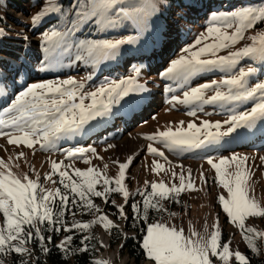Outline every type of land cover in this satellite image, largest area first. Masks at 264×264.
Masks as SVG:
<instances>
[{
	"label": "snow or ice",
	"instance_id": "1",
	"mask_svg": "<svg viewBox=\"0 0 264 264\" xmlns=\"http://www.w3.org/2000/svg\"><path fill=\"white\" fill-rule=\"evenodd\" d=\"M40 2L43 4V0ZM155 11L154 0H69L67 5L64 0H47L42 10L32 16V25L39 26L44 18L57 14V26L43 34L45 56L40 70L48 71L62 64L64 58L68 57L73 63L82 62L84 66L90 67L93 71L85 80H91L101 65L113 61L121 54L124 46L139 42L148 27L149 18ZM125 24H130L137 34L116 39L101 38L99 35L81 39L79 36L86 31L102 34L110 29L121 28ZM258 24H264V0H261L259 7L245 6L224 14H213L206 32L199 33L194 43L184 47L178 58L173 59L161 74L165 79L178 81L181 88H184L192 77L201 73L218 70L229 74L225 79L211 80L190 87L183 92L182 98L172 96L169 101L184 105H234L229 117L223 123L204 120L198 126L189 122L186 128L181 121V126L176 130L169 127L164 131H156L146 136L147 140L158 142L171 152L180 154L220 145L225 137L233 133H236L233 139L241 138L247 134V130L256 128L258 122H264V82L249 86V78L257 69H237L245 58L264 61V31L249 37L250 44L229 51L227 55H219L222 50L244 40L246 32ZM3 35V30H0V36ZM27 71L26 68L16 65L13 75L26 74ZM134 72L133 76L108 80L95 90L89 91H85L84 81L73 77L16 85L18 91L14 95H0V102L8 100V96L12 95L10 101L0 107V137H8V143L11 145L23 144L28 148L39 145L41 150L51 151L57 148L62 139L71 140L73 137L87 135L91 129L86 126L91 121L109 115L112 107L126 97L147 91L144 85L137 82L140 70L137 68ZM6 79V74L0 70V81ZM167 90L173 91L171 87ZM209 91L213 93L210 96L207 95ZM245 101H253V106L237 111L235 105ZM189 115L196 116V111L189 112ZM223 125L228 127L221 130ZM241 129L245 131H238ZM107 147L113 148L115 145L109 144ZM147 151L163 158L171 169V162L163 151L152 143L148 144ZM89 153L97 155V149L91 146L64 149V154L69 160H83L86 164L91 163L87 155ZM24 155L21 152L17 158ZM133 158L128 157L126 162L114 161L119 168L118 176L114 180L108 177L106 172L102 174L94 167H88L86 170L74 168L73 176L67 170L71 168V164L51 161V171L45 174L44 179L53 184L59 183L61 187L54 190L46 188L40 182L38 173L36 179H31L26 173L12 170L19 165H13L0 158V214L4 218L3 226H0V257L11 253L30 255L31 249L26 247V244L32 241L39 244L42 252H49L50 249L45 245L46 237L42 234V226H45L43 232L57 233L61 228L69 233L73 230L85 232L98 224L109 232L118 228L93 198H101L107 204L109 196L118 193L122 195L125 204H128L130 195L134 194L127 189L125 179L126 170L129 169ZM215 159L217 158L209 157L207 163L215 170L218 184L228 193L227 197L219 195L218 202L230 223L243 233L247 246L253 252H258L260 248L257 238L264 239V231L246 226V221L249 218H264V206L255 196L250 195L252 189L249 181L253 173L248 165L249 157L233 153L219 157L218 162H214ZM260 160L264 162V156L260 157ZM233 165L235 170L229 171ZM30 167L35 171L34 166ZM104 168L106 169L107 165H104ZM152 171L159 174L167 170L164 164L155 160ZM54 175L59 177L58 181L53 180ZM171 175L173 180L178 178V185L173 183L169 187L162 181L150 184L146 182V189L138 190L137 194L144 197L142 204L134 202L130 205L137 220L147 222L150 209L166 212L167 209L161 201L172 200L179 203L182 192L198 190L191 169L187 170V176L183 170L179 174L172 171ZM200 179L207 183L203 172L200 173ZM98 185L101 186L100 190ZM148 187L151 191H147ZM111 204L116 207L122 220L129 219L125 213V204L117 205L114 199ZM73 208L82 213H91L95 219L90 222L76 220L77 213ZM66 214L73 217L70 226L64 219ZM213 228L205 238L196 231L185 236L183 229L177 230L176 227H169L161 222L148 223L146 234L142 238V250L149 264H214L217 257L222 264H229L232 257L237 264H250L246 255L230 249V241L221 243L222 230L218 220ZM205 231L207 232V228ZM124 235L127 238L126 234ZM51 239V236H47L48 241ZM89 239V236L83 237V247L80 251H88V245L84 241ZM72 241L73 235H67L58 247L67 252V246L71 245ZM0 264H5L3 258H0ZM21 264L27 262L21 260ZM96 264L109 262L99 260Z\"/></svg>",
	"mask_w": 264,
	"mask_h": 264
},
{
	"label": "rangeland",
	"instance_id": "2",
	"mask_svg": "<svg viewBox=\"0 0 264 264\" xmlns=\"http://www.w3.org/2000/svg\"><path fill=\"white\" fill-rule=\"evenodd\" d=\"M46 3L47 0H43L40 8L29 12L25 4L12 5L6 0H0V30H3L4 33L3 36H0V59H5L4 61L0 60V66L9 70L16 65H20L28 70L26 74L22 73L15 76L13 75L14 69L9 72L10 74L4 72L7 79L0 81V93L2 95L6 93L14 95L18 91L16 85L23 86L25 82L61 80L69 77H73L78 81H84L86 83L85 91L95 90L97 86L108 80L125 79L135 75L134 70L137 68L140 70L137 82L144 85L147 91L126 97L119 104L112 107L109 115L91 121L86 126V128L91 129L87 135L73 137L71 139L73 142L67 145L63 144L66 140L62 139L58 142L57 148L52 151L41 150L39 145H36L34 148H28L23 144L19 146L11 145L8 143V137H0V158L13 165H19V167H13L12 170L14 172L26 173L31 179H36L38 173L40 182L46 187L51 186L52 190H54V184L51 181L45 180L42 176L47 168H51V161L60 162L67 160V164H71V168L67 170L73 176L74 168L86 170L88 167H94L99 169L102 174L106 172L107 176L114 180L119 172L118 164L114 163V161L126 162L128 157L132 156L134 158L126 172L125 179V185L130 193H134L140 189L145 190L146 182L150 184L151 182L159 183L162 181L169 187L173 183L178 185V178L173 180L171 172L175 171L179 174L183 170L185 176H187V170L191 169L198 190L182 192L179 196L180 202L177 204L183 203L184 209L180 211L174 210L172 213L175 215L160 216L154 222L165 223L169 227L174 226L177 230L183 229L185 236H189L193 231H196L207 238L214 230L213 226L218 220L222 230L221 243L230 241V249L233 252L240 251L247 257V249L249 247L243 239V233L230 223L229 218L223 212V208L218 202L219 195L228 196L227 190L218 184L215 170L207 163V158H217L214 162H218L219 157L230 156L233 153L248 156V165L251 167L253 173L249 181L250 188L252 189L250 195L255 196L260 204L264 206V162L260 160V157L264 156V142H262V145L252 142L234 148L218 150L219 147H223V144L227 146L235 143L238 139H242V137L236 138L237 140L235 141L233 137L236 136V133H233L231 136L225 137L220 145L193 149L176 154L164 148L162 144L149 141L145 137L156 131L167 130L169 127L176 130V128L181 126V121L184 122L183 127L186 128L189 122H194L199 126L204 120L213 123L216 121L223 123L229 117L234 105H184L175 102L169 103L172 96H180L182 98L183 92L190 87H196L202 83L211 82V80L219 81L227 78L229 74L218 70L201 73L192 77L184 88L179 86L178 81L165 79L161 74L170 66L173 59L178 58L184 47L194 43L199 33L206 32V27L213 14H224L245 6L259 7L261 0H154L156 11L149 18L148 27L139 42L131 46H124L121 54L113 61L105 62L101 65L91 80H85V77L93 70L90 67L84 66L82 62L73 63L72 59L68 57L64 58L62 64L48 71L40 70L45 56L43 52V34L51 28L56 27L58 22L54 20L47 23L39 35L31 32L29 27L24 28L21 23L31 21L32 16L40 12L42 6ZM66 3L67 1L65 0L64 4L67 5ZM169 13L176 14L175 18L171 16L167 19ZM156 16H159L160 20ZM53 17L54 14L48 16L49 19ZM173 28H175V31H172ZM167 29H169L168 32L170 34L177 35V37L169 35L168 32L166 34ZM259 31H264V24H258L255 28L248 30L244 40L229 49L222 50L219 55H227L229 51H234L250 44L251 40L249 37L256 35ZM136 34V30L130 24H125L121 28L110 29L102 34L86 31L80 33L79 36L81 39L88 36L96 37L97 35L101 38L116 39ZM182 39L185 42L180 44ZM187 39L189 40L186 41ZM247 67H255L257 69L256 73L249 78V86L264 82V61L245 58L237 66V69ZM169 87L173 91L169 92L167 90ZM212 94L211 91L207 93L209 96ZM12 95L8 96V100L0 102V107L5 106L12 98ZM85 102L90 103V101ZM145 103L147 104L142 108L143 110L135 112V116L131 120L123 119L119 115L121 113L119 111H124L123 108L126 105H137V109H140L141 105ZM253 103V101H245L242 104L235 105V108L237 111L246 110L252 107ZM193 110L196 111V116L189 115V112ZM116 120L121 121V125L124 124L125 128L121 126L119 128L121 132L115 131L108 138H98L100 139L98 142L97 137L101 135L94 133H97V130L101 129L102 125L105 127L107 123L109 124L108 126L112 124L110 128L114 129ZM227 127L228 125H223L221 130ZM263 129L264 122H258L256 128L247 131L251 133L255 130L262 131ZM238 131L242 132L245 130L241 129ZM253 133L255 134L256 132ZM92 134H94L93 137L87 138ZM142 136L144 138H141ZM84 138L90 139L85 141L87 142L86 144L90 143L89 146L97 149V155L87 154L91 160L90 164H86L83 160H69L64 154V149L80 146V144L85 143L81 142ZM92 138L95 139L90 142ZM231 139L232 142H230ZM149 143H152L154 147L165 153L168 161L171 162V169H169V164L163 158L148 153L147 146ZM109 144L115 145V147L108 148ZM21 152L25 155L18 159V154ZM100 157H103V159H100ZM155 160L164 164L167 171H161L159 174L153 172V161ZM104 165H107L106 169ZM30 166H34L35 171H32ZM234 170V165L229 168V171ZM201 172L204 173L207 183L201 181ZM113 199L117 205L125 204L121 194H118ZM126 205L125 213H127ZM115 223L124 226L122 222L116 221ZM246 226L255 227L258 231H264V218H249L246 221ZM206 228L207 232L205 231ZM102 236L105 237L106 243H103ZM98 237L103 248L97 250V261L105 260L109 264H136L134 259L127 253L121 252L122 242L110 248L109 238L104 230H101ZM257 241L261 255L263 256L264 239L257 238ZM235 262L234 257L230 258L229 264H235ZM140 264H149V261H142ZM214 264H222L219 257L215 259Z\"/></svg>",
	"mask_w": 264,
	"mask_h": 264
},
{
	"label": "trees",
	"instance_id": "3",
	"mask_svg": "<svg viewBox=\"0 0 264 264\" xmlns=\"http://www.w3.org/2000/svg\"><path fill=\"white\" fill-rule=\"evenodd\" d=\"M9 4H25L27 8L29 9V12L33 9H38L41 7L42 3L40 0H6ZM65 1V0H64ZM68 4L69 0H66ZM257 1V0H255ZM215 10V9H213ZM171 16H176L174 13H169L167 15V19H169ZM158 20H160L159 16ZM1 19V16H0ZM57 20V14H54V17L49 19L48 17L44 18L43 21L39 24V26H33L32 20L21 23L24 28L29 27L31 32L37 33L38 35L42 32L44 26L51 22ZM1 26V21H0ZM3 26V25H2ZM169 29L166 30V34L169 33V35H172L173 37H177V35L170 34L168 32ZM171 30V29H170ZM172 31H175V28L172 29ZM168 32V33H167ZM183 40V39H182ZM180 41V44L182 42H185V40ZM187 39L186 41H188ZM178 47V46H177ZM176 47V48H177ZM122 125L120 124L119 127L115 129H108L106 133L102 135L103 136H110L111 133L114 131H119V129ZM95 139V138H94ZM99 140V139H98ZM87 142L80 144V146L88 147L89 143ZM52 151V150H51ZM67 160L64 161L65 165L67 164ZM63 170V166H62ZM51 171L50 168H47L46 172L42 175L45 176L46 173H49ZM54 180L58 181L59 177L57 175L53 176ZM44 185V184H43ZM46 187V186H45ZM57 187H61L59 183L57 182L54 184V189ZM100 185L97 186L98 190H100ZM46 188L51 189V186H48ZM63 190V189H62ZM140 191H144L141 190ZM147 191H151L150 187L147 188ZM138 191H135L133 194L129 197L128 204L126 205L127 213L126 215L129 217L128 220H122L119 215L117 214V209L114 205L111 204V200L113 198L117 197L118 193H112L109 196V203L105 204L101 198H93L94 202L99 205L106 214L109 215V218L114 221V223L122 222L124 226L118 225V228L112 229L110 232L105 230L102 225H94L91 227V229L85 231V232H77L76 230H73V232H65L63 228H61L60 232H43L42 226V234L45 235V245L50 249L49 252L44 253L40 250V246L36 241L29 242L26 244V247L31 249V254H17V253H11V254H5L0 258H3L5 261V264H21V260H24L27 262V264H96L97 261V250L102 249L103 246L100 243L99 240V233L101 230H104L105 234L109 238L110 242V248L115 247L118 244H121V252L127 253L131 258L134 259V262L136 264H140L142 261H147L144 252L142 250V238L146 234V228L148 223L154 222L156 219H158L160 216H167L169 213H172L174 210L180 211L184 209V204L178 205L177 202L170 201V200H164L161 201L163 204V207L167 209L166 212H157L156 210H149V220L147 222L142 220H137L135 217V214L130 208V205L134 202L141 203L144 200V197L137 194ZM73 211H76V220H79L81 222H90L91 220L95 219V217L91 213H82L80 211H77L75 208H73ZM78 215H80L78 217ZM65 221L70 224L73 221V217L70 214H66ZM4 218L2 214H0V226H3ZM133 223H135V226H133ZM116 224V223H115ZM127 238H125V235ZM67 235H73V241L71 245H68V251L65 252L63 249L58 247L61 243V241L64 240L65 236ZM47 236H51V241L47 240ZM84 236H89L90 239L87 241H84L85 244L88 245V251H80L79 249L83 247L81 244V241L83 240ZM226 236V235H224ZM247 258L250 261V264H264V255H261V251L253 252L250 248L247 249ZM237 264V262H235Z\"/></svg>",
	"mask_w": 264,
	"mask_h": 264
},
{
	"label": "bare ground",
	"instance_id": "4",
	"mask_svg": "<svg viewBox=\"0 0 264 264\" xmlns=\"http://www.w3.org/2000/svg\"><path fill=\"white\" fill-rule=\"evenodd\" d=\"M159 43H160V41H159ZM0 95H2L1 93H0ZM122 109V108H121ZM123 110L124 111H119V112H123V114L124 115H126V116H131V114L135 111V110H139V109H137V105H135V106H133V105H126V106H124V108H123ZM119 114V115H122V114ZM243 132V131H242ZM254 132V131H253ZM250 133L249 131H247V134L245 135V136H243L242 137V139H235V143H231V144H229V145H227V147L228 146H230V147H234L235 145H237V144H240L241 142H245V141H247V140H250V138L252 137V135L254 134V133ZM141 138H144V136H142ZM66 141L65 142H68V140L67 139H65ZM226 142H228V141H226ZM230 142H232V139L230 140ZM234 142V141H233ZM228 144V143H227ZM126 172H127V170H126ZM102 240H103V243H106L107 241H106V239H105V237H103L102 236Z\"/></svg>",
	"mask_w": 264,
	"mask_h": 264
}]
</instances>
